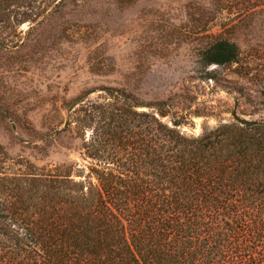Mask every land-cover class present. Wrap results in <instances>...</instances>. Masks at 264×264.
<instances>
[{"label":"trees","instance_id":"16d2710c","mask_svg":"<svg viewBox=\"0 0 264 264\" xmlns=\"http://www.w3.org/2000/svg\"><path fill=\"white\" fill-rule=\"evenodd\" d=\"M101 2L0 0V49L13 53L27 25L25 47L52 55ZM202 53L207 66L242 55L219 36ZM101 92L68 103L63 128L38 141L43 158L66 136L80 141L83 166L38 167L0 143V264H264V119L235 114L189 135L188 115L166 103Z\"/></svg>","mask_w":264,"mask_h":264},{"label":"rangeland","instance_id":"374dc122","mask_svg":"<svg viewBox=\"0 0 264 264\" xmlns=\"http://www.w3.org/2000/svg\"><path fill=\"white\" fill-rule=\"evenodd\" d=\"M118 2L102 0V12L94 6L80 13L88 23L68 26L70 39L52 55L40 44L25 47L27 25L13 53L0 49V143L11 157L38 167L83 166L80 141L66 136L65 149L53 147L45 158L38 141L64 124L68 103L92 91L89 100L105 97L106 88L188 115L182 131L189 135L230 123L235 114L264 119V0ZM210 36L240 46V62L205 65L202 50Z\"/></svg>","mask_w":264,"mask_h":264}]
</instances>
